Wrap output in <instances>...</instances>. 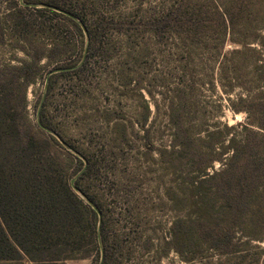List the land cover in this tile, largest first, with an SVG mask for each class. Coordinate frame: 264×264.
<instances>
[{
  "label": "rangeland",
  "instance_id": "374dc122",
  "mask_svg": "<svg viewBox=\"0 0 264 264\" xmlns=\"http://www.w3.org/2000/svg\"><path fill=\"white\" fill-rule=\"evenodd\" d=\"M58 1L82 32L49 13H24L2 27L0 65L29 59L33 45H65L62 57L43 59L41 78L29 89L28 109L36 121L44 97L40 117L43 113L49 130L80 151L78 156L67 149L71 155L91 165L81 184L107 216V264H187L164 243L184 216V196L191 191L183 177L187 162L195 159L193 150L207 152L215 132L227 145L225 128L239 131L247 121L229 101L247 91L237 87L227 95L226 81H219L225 54L240 46L217 32L214 0ZM16 4L23 6L22 0L1 2L0 15ZM205 4L208 23L197 30L193 24L204 18ZM243 28L237 25L235 40L254 32ZM70 64L76 67L67 69ZM214 141L220 152L222 144ZM221 167L215 163V169ZM256 246L251 253L264 264V242ZM100 262L97 252L66 264Z\"/></svg>",
  "mask_w": 264,
  "mask_h": 264
},
{
  "label": "trees",
  "instance_id": "16d2710c",
  "mask_svg": "<svg viewBox=\"0 0 264 264\" xmlns=\"http://www.w3.org/2000/svg\"><path fill=\"white\" fill-rule=\"evenodd\" d=\"M22 2L23 6L16 4L18 7L0 15V32L8 22L32 11L60 17L82 32L77 21L56 10L70 14L58 0ZM214 4L213 19L220 37L221 33L224 39L230 35L229 41L240 46L225 54L219 81H226L223 89L227 95L237 87L247 91V96L236 101L229 98L232 110L245 113L247 121L239 131L225 128L227 145L220 141L221 132H215L208 137L207 152L200 147L193 150L195 159L191 165L187 162L183 177L191 193H185L184 216L173 223L164 248L187 264H258L257 254L251 251L258 249L256 243L264 242V0H214ZM208 9L205 4L204 18L193 24L197 30L207 25ZM246 15L251 17L244 26ZM158 21L161 25L162 19ZM159 25L153 30L155 35ZM237 25L254 32L235 40ZM51 45L49 49L33 45L29 59L0 65V264H66L101 254L99 215L71 186L84 166L82 160L30 118L28 93L41 78L43 59L60 58L66 51L63 43ZM224 45L222 38V48ZM251 90L257 92L251 94ZM40 123L52 129L43 113ZM216 139L222 144L220 152L215 150ZM217 162L222 164L218 170ZM85 166L75 185L101 211L103 264H107L111 254L107 216L81 184L92 169Z\"/></svg>",
  "mask_w": 264,
  "mask_h": 264
},
{
  "label": "water",
  "instance_id": "95a60500",
  "mask_svg": "<svg viewBox=\"0 0 264 264\" xmlns=\"http://www.w3.org/2000/svg\"><path fill=\"white\" fill-rule=\"evenodd\" d=\"M35 7H43V5H34ZM58 12H61L63 14H66L68 16H71L70 14L64 12V11H61L59 9H56ZM72 17V16H71ZM73 18V17H72ZM83 28V27H82ZM51 74H49L50 76ZM49 76L47 78V82H48V79H49ZM43 101H44V97H43V100L40 104V107H39V110H38V113H37V122L40 124V126L48 133L54 135L62 144L63 146H65L69 151L73 152L74 154L80 156L74 149H72L70 146H68L65 142H63L60 137L58 135H56L54 132H52L51 130L43 127L40 123V113H41V109H42V105H43ZM86 169V166L84 167V169L77 175L75 176L72 180H71V186L73 188V190L79 194L99 215V218H100V222H99V228H98V238H99V242H100V246H101V262L100 264H103V260H104V251H103V245H102V238H101V212L100 210L93 204V202L91 200H89V198H87L75 185L77 179L80 177V175L84 172V170Z\"/></svg>",
  "mask_w": 264,
  "mask_h": 264
}]
</instances>
